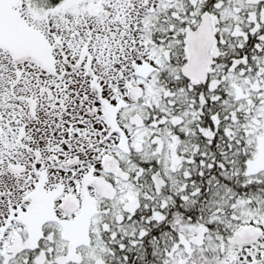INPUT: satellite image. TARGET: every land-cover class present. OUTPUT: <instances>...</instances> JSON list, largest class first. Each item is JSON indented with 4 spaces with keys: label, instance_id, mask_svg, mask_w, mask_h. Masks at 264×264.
Instances as JSON below:
<instances>
[{
    "label": "snow or ice",
    "instance_id": "6c2138e0",
    "mask_svg": "<svg viewBox=\"0 0 264 264\" xmlns=\"http://www.w3.org/2000/svg\"><path fill=\"white\" fill-rule=\"evenodd\" d=\"M0 264H264V0H0Z\"/></svg>",
    "mask_w": 264,
    "mask_h": 264
}]
</instances>
